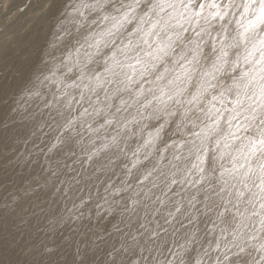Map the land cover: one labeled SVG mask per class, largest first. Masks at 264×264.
I'll return each instance as SVG.
<instances>
[{
    "label": "clouds",
    "instance_id": "clouds-1",
    "mask_svg": "<svg viewBox=\"0 0 264 264\" xmlns=\"http://www.w3.org/2000/svg\"><path fill=\"white\" fill-rule=\"evenodd\" d=\"M262 7L45 0L0 93L16 264H264Z\"/></svg>",
    "mask_w": 264,
    "mask_h": 264
},
{
    "label": "rangeland",
    "instance_id": "rangeland-1",
    "mask_svg": "<svg viewBox=\"0 0 264 264\" xmlns=\"http://www.w3.org/2000/svg\"><path fill=\"white\" fill-rule=\"evenodd\" d=\"M26 2L27 0H0V73L3 74L0 76V86L3 87L2 89L9 88L11 83L15 84L18 78L16 74L19 71L16 64L30 55L34 35L40 31L47 15L41 11L45 0H31L28 7L21 12L20 8Z\"/></svg>",
    "mask_w": 264,
    "mask_h": 264
},
{
    "label": "bare ground",
    "instance_id": "bare-ground-1",
    "mask_svg": "<svg viewBox=\"0 0 264 264\" xmlns=\"http://www.w3.org/2000/svg\"><path fill=\"white\" fill-rule=\"evenodd\" d=\"M27 63L28 61L26 58L20 60L16 64V68L19 70L18 73H23L26 70ZM18 73L16 74V76L18 75ZM18 83L19 78H17L14 85L11 83L9 88L2 89L3 87L0 86V93L5 96L8 95L18 85ZM13 225L14 222H9L6 220L5 227L3 228L2 233H0V259L5 261L6 264H16V262L21 260L22 258L21 249L23 247L24 241L19 240L20 234L14 229Z\"/></svg>",
    "mask_w": 264,
    "mask_h": 264
},
{
    "label": "snow or ice",
    "instance_id": "snow-or-ice-1",
    "mask_svg": "<svg viewBox=\"0 0 264 264\" xmlns=\"http://www.w3.org/2000/svg\"><path fill=\"white\" fill-rule=\"evenodd\" d=\"M261 16L264 17V7L261 8Z\"/></svg>",
    "mask_w": 264,
    "mask_h": 264
}]
</instances>
